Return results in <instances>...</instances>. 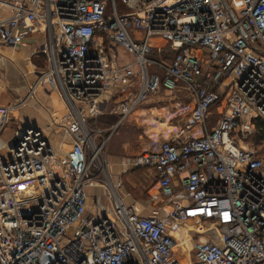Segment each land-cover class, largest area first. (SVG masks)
<instances>
[{"label":"built area","instance_id":"built-area-1","mask_svg":"<svg viewBox=\"0 0 264 264\" xmlns=\"http://www.w3.org/2000/svg\"><path fill=\"white\" fill-rule=\"evenodd\" d=\"M3 10L0 49L37 33L48 49L28 95L0 105V134L51 89L66 112L50 127L70 149L29 126L0 152V264H264V158L237 137L264 124V0H0ZM156 39L174 51L161 62ZM180 90L192 122L151 136L136 159L156 171L166 217H141L113 183L110 137L98 143L88 122L108 109L125 121L148 96ZM91 188L106 204L88 215Z\"/></svg>","mask_w":264,"mask_h":264},{"label":"crops","instance_id":"crops-1","mask_svg":"<svg viewBox=\"0 0 264 264\" xmlns=\"http://www.w3.org/2000/svg\"><path fill=\"white\" fill-rule=\"evenodd\" d=\"M8 15L9 12L7 10L0 11V21L7 18ZM153 45L154 51L158 53H174V51L171 50L170 44L164 40L156 39L153 41ZM47 49L48 41L46 39V36L43 35V33L34 34L24 45L20 47H4L0 49L1 106L12 104L15 101L23 99L28 95L29 87L35 81L37 75L41 71H43V69L47 66ZM136 85L137 83L135 82L132 87L125 91L129 92L128 97L137 93L132 90V88ZM150 96H155V98H172V101L169 106H167V104L163 102H159L157 104L144 108H140V104L142 103L141 102L137 106L135 111L131 114V116L125 121H121V115L113 109H108V111L98 117L99 119L114 116L118 117L117 123L112 126L113 128L109 136V142L112 137V132H116L117 129L122 127L128 121V119H131L133 116H136L141 120V126H144L146 130L145 135L148 140L147 143L150 142L151 136L155 137V135H159L160 133L166 132L167 130H171L174 127H184L188 123L192 122L191 112L184 109L185 106H187L188 104V99L184 91H160ZM29 108L30 110H32V112L27 110ZM226 108L227 106L224 101L217 103L212 108L208 120L211 121L214 127L216 126L218 120L222 117L224 111H226ZM23 110L27 119L24 122V129L29 126H35L41 129L44 134L45 132L47 133V137L50 139V142L53 146H60L62 145L61 143H63L66 144V152L70 149V147L68 148V144L70 143V141L66 137L62 136L61 130L58 127H50V121L53 117L52 115L61 116L62 114H64V112H66L64 105L56 91L47 89L40 92L34 100H31L28 105H26L23 109L19 111ZM139 113L140 115H138ZM14 114L12 116V120ZM98 118L89 120L88 123L90 128L93 127L91 125V122ZM147 122L149 124H147ZM252 125L254 124L252 123ZM213 128H209V130H212ZM196 129L198 128L196 127ZM97 130H103L101 136L103 138H108L104 129L96 128L95 131ZM103 135H105L106 137H104ZM145 150L146 149H144L143 152ZM141 155H139L138 157H140ZM136 159L127 161L121 158L111 159L109 164L113 175V183L121 184L119 193L123 197L125 203L128 206L133 207L141 217H149L153 211L155 212L159 210L160 216L165 218L166 206L164 203V197L158 188L157 173L153 168L136 166ZM137 169L151 170L154 176V183L150 187L144 186L145 188L140 189L139 191L138 189H131V196L129 191H127L126 189L123 176L126 173L134 172ZM88 197V215H93L96 211V207H102L106 204V196L104 190L101 188L89 189ZM189 247L188 249L185 248V250H192L191 245H189Z\"/></svg>","mask_w":264,"mask_h":264},{"label":"rangeland","instance_id":"rangeland-1","mask_svg":"<svg viewBox=\"0 0 264 264\" xmlns=\"http://www.w3.org/2000/svg\"><path fill=\"white\" fill-rule=\"evenodd\" d=\"M118 55L123 56V58H126V59H131V54L121 49H118ZM152 58L155 61H159V62L164 60L163 53H158L156 51L153 53ZM165 63L169 65V60L165 61ZM156 70H157V66L152 65L150 66L149 72L150 74H152ZM135 82L137 83V85L133 87L132 90L134 92H138L140 88L139 81L136 80ZM128 95H129V92H125L123 94V97H120V98L121 99L128 98ZM23 99H19V100H23ZM171 101H172V98H164V97L155 98V96H149L140 104V108L152 106L159 102H163L167 104V106H169ZM27 110L32 112L30 108ZM138 115H140V113ZM25 120L27 119L25 117L24 110L15 112L13 120L6 127V129L0 134V152L4 156L9 157L11 155L7 151L6 145H8L13 139H15L19 135L20 132L23 131ZM147 124L149 123L147 122ZM91 125L93 126L91 127L92 130H95L96 128L104 129L108 137L110 136L111 130L113 128L108 123V121L104 122L103 120H100L99 118L92 121ZM141 125H142L141 120L137 118L136 116H133L131 119H128V121L122 127L117 129L116 132L114 133L112 132L111 140L109 142V145L107 146V158H108L109 163L112 158H121L126 161L133 160V159L135 160L139 155L143 153L144 149L148 148L149 143H147L148 140L145 135L146 130L144 126H141ZM208 127L210 129L214 127V125L211 123L210 120H208ZM45 135L48 136L46 132H45ZM103 136L106 137L105 135ZM237 137H238V143L241 144V146L251 147V148L258 150L260 155L264 158V142H258L257 137H256L255 124L254 125L251 124L248 130L241 131ZM102 139H103L102 136L98 137L97 142L100 143ZM153 179H154L153 172L151 170H145V169H137L136 171L126 173L123 176L126 189L127 191H129L131 196H132L131 189H135V190L138 189L139 191L140 189L145 188L144 186L150 187L154 183ZM188 247L187 245H185L184 250L185 248L188 249ZM47 256L48 255L45 254L44 259H46Z\"/></svg>","mask_w":264,"mask_h":264},{"label":"trees","instance_id":"trees-1","mask_svg":"<svg viewBox=\"0 0 264 264\" xmlns=\"http://www.w3.org/2000/svg\"><path fill=\"white\" fill-rule=\"evenodd\" d=\"M100 120L104 122L108 121L111 126H114L118 121V117H107ZM254 124L256 126V137L258 142H264V124L260 121H255Z\"/></svg>","mask_w":264,"mask_h":264},{"label":"water","instance_id":"water-1","mask_svg":"<svg viewBox=\"0 0 264 264\" xmlns=\"http://www.w3.org/2000/svg\"><path fill=\"white\" fill-rule=\"evenodd\" d=\"M231 16H232V19H233L234 23H236L237 22V19L235 18V16L233 15V13H231ZM240 33L243 36H245V33L241 29H240ZM48 259H49V257L47 256V258L46 259H43V260L46 262Z\"/></svg>","mask_w":264,"mask_h":264}]
</instances>
